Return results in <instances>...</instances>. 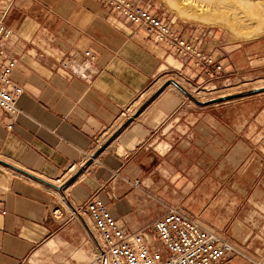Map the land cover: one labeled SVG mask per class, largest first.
Instances as JSON below:
<instances>
[{
	"label": "crops",
	"instance_id": "0c3cea01",
	"mask_svg": "<svg viewBox=\"0 0 264 264\" xmlns=\"http://www.w3.org/2000/svg\"><path fill=\"white\" fill-rule=\"evenodd\" d=\"M0 13L11 31L4 44L14 60L10 79L22 88L9 129L0 112V264H98L82 214L92 197L119 227L136 232L175 206L173 199L198 220L201 206L208 210L233 186L249 205L202 225L239 252L212 264H264L262 125L243 120L233 129L230 111L219 116L168 84L80 170L166 80L188 88L217 76H204L94 0H11ZM163 20L219 59L198 31ZM73 174L62 191L55 188ZM187 204L192 211L181 207Z\"/></svg>",
	"mask_w": 264,
	"mask_h": 264
},
{
	"label": "built area",
	"instance_id": "2783aa9c",
	"mask_svg": "<svg viewBox=\"0 0 264 264\" xmlns=\"http://www.w3.org/2000/svg\"><path fill=\"white\" fill-rule=\"evenodd\" d=\"M128 23L141 27L154 42H162L181 57L188 58L206 77L222 71V64L199 45L182 38L163 20L133 0H94ZM11 31L0 13V112L5 126L11 127V118L16 113L15 99L22 92L14 84L10 73L14 60L5 49V41ZM88 52H85L87 55ZM63 63L61 69L66 68ZM136 183V181H134ZM56 210L52 213L56 214ZM5 210L0 201V216ZM91 224L94 241V259L98 264H212L220 261L228 252L239 251L221 234L202 227L189 213L174 206L153 220L150 226L136 232L119 227L106 205L97 197L90 198L82 208Z\"/></svg>",
	"mask_w": 264,
	"mask_h": 264
},
{
	"label": "rangeland",
	"instance_id": "374dc122",
	"mask_svg": "<svg viewBox=\"0 0 264 264\" xmlns=\"http://www.w3.org/2000/svg\"><path fill=\"white\" fill-rule=\"evenodd\" d=\"M11 0H0V8L7 11ZM135 3L147 8L150 12L158 15L160 18L169 19L176 25L184 26L188 29L198 31L201 45L209 42L216 52L220 51L219 61L223 65L234 64L239 67L234 71H221L215 79H211L198 86H189L185 88L194 98L201 102L219 96L238 94L228 99L210 103L223 116V110L231 112V123L233 129L239 128L243 120L247 124H260L264 128V29H258L256 21L248 22V27L241 28L234 22L226 21L220 18L212 20H200L185 16L189 6H185L182 0H133ZM171 1V3H170ZM229 4H230V0ZM183 11V12H182ZM186 12V13H185ZM183 15V16H182ZM223 15L225 13L223 12ZM209 23V24H208ZM230 24V25H229ZM236 24V25H235ZM252 24V25H251ZM232 25V26H231ZM263 25V24H262ZM259 30V31H258ZM254 31H258L257 33ZM243 35V36H242ZM218 54V53H216ZM225 60V61H224ZM227 70V68L225 69ZM184 83V81H182ZM261 88L251 93H245L249 89ZM202 92L198 95V93ZM207 104V103H206ZM227 114V113H226ZM241 134V133H238ZM254 135V134H253ZM218 183V182H217ZM237 183V182H235ZM221 184V183H220ZM233 186L230 190V196L223 197L221 193L217 195L212 206L207 210L206 206H201V211L196 213V220L202 227L206 228L208 220L222 221L225 214L231 212L234 208L247 206V196L240 193V189ZM223 192V191H220ZM180 206V203H175ZM201 205V203H200ZM174 206V207H175ZM192 211V206L182 205ZM197 210L198 203L194 206ZM225 213V214H224ZM190 214V213H189ZM245 213H231V217L243 216ZM230 216V214H228ZM217 230V229H216ZM218 231V230H217ZM222 230H219V232ZM221 233V232H220ZM260 264V261H255Z\"/></svg>",
	"mask_w": 264,
	"mask_h": 264
},
{
	"label": "bare ground",
	"instance_id": "6f19581e",
	"mask_svg": "<svg viewBox=\"0 0 264 264\" xmlns=\"http://www.w3.org/2000/svg\"><path fill=\"white\" fill-rule=\"evenodd\" d=\"M182 2L185 6H189V10H186L185 16L191 18L206 21L220 18V15L222 16L220 19L224 20L225 16L227 22L231 20V22L236 23L239 27L241 26L240 29L248 27V22L251 21L253 24L255 20L258 29L260 30L262 26L264 29V0H230V4L228 0H182ZM223 12L225 15H223ZM201 93H198V95ZM105 263L107 264L106 261Z\"/></svg>",
	"mask_w": 264,
	"mask_h": 264
},
{
	"label": "water",
	"instance_id": "95a60500",
	"mask_svg": "<svg viewBox=\"0 0 264 264\" xmlns=\"http://www.w3.org/2000/svg\"><path fill=\"white\" fill-rule=\"evenodd\" d=\"M169 83H171L173 86H175L176 88H178L181 92H183L186 96H188L189 98H191L192 100H194L195 102L197 103H200V104H203V103H214V102H219V101H222V100H225V99H228L232 96H235V95H238V94H231V95H226V96H219V97H216V98H211V99H208L207 101L205 102H201L199 100H197L196 98H194L189 92H187V90H185L184 87H182L177 81L173 80V79H168L166 80L164 83H162L159 88L157 89L156 92H154V94L146 101L144 102L136 112H134V114L130 115L129 117H127L121 124L120 126L103 142V144H101L98 148H96V150H94V152H92V154L89 156V158L81 165L80 167V170L82 168H84L85 166H87L91 159H93L126 125L127 123L136 115V113L142 108L145 106V104L152 98L156 95V93H158L161 89H163L166 85H168ZM258 89H261V88H254V89H249L247 91H244L245 93H251V92H254L255 90H258ZM79 171H77L78 173ZM76 173V174H77ZM76 174H73L72 176H70L67 180H65L62 184H60L59 186H55V188L58 190V191H62V189L67 185V183H69L73 177L76 175Z\"/></svg>",
	"mask_w": 264,
	"mask_h": 264
}]
</instances>
